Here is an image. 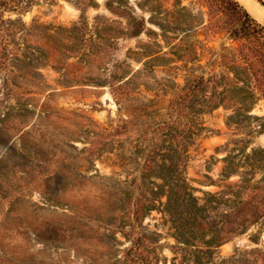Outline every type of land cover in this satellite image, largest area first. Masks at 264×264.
<instances>
[{"label": "rangeland", "instance_id": "1", "mask_svg": "<svg viewBox=\"0 0 264 264\" xmlns=\"http://www.w3.org/2000/svg\"><path fill=\"white\" fill-rule=\"evenodd\" d=\"M94 1L84 34L58 30L76 0L2 15L37 25L0 33V264H264V100L237 113L206 82L233 78L235 44L204 35L194 0H129L137 37ZM145 2L184 12L163 33Z\"/></svg>", "mask_w": 264, "mask_h": 264}, {"label": "trees", "instance_id": "2", "mask_svg": "<svg viewBox=\"0 0 264 264\" xmlns=\"http://www.w3.org/2000/svg\"><path fill=\"white\" fill-rule=\"evenodd\" d=\"M181 1L173 0L174 6H177V3ZM259 1L264 4V0ZM194 2L200 9L203 7L207 8V12H201L203 16L205 15L207 17L201 21L204 35L208 38L220 36L231 44H235V47L231 46L228 48L224 43H221L220 53L218 55L220 62H222L226 71L229 70V66L227 65H232L234 76L230 78L225 71L221 72L222 74L219 78L210 76L206 82L212 84V96L217 94V98L224 101L222 103H226L228 107L238 105L235 110L237 113L248 107L247 103L248 100L250 101L249 98L256 93L264 100V51L260 48V46H264V26L258 23L237 0H194ZM156 3L158 6L160 5L159 2ZM76 4L81 12L80 23L68 29L58 28V30L68 32L71 35L75 33L84 34V27H86L83 23L84 12L87 8L94 7L96 3L94 0H76ZM31 5L32 0H0V33L6 31L11 34H21L23 37H26L27 35H24L25 33L33 32L37 24L34 23L31 27H26L20 19H3L2 16L6 12L21 15L28 11ZM105 5L113 12L128 15L129 19L133 22L130 23L128 32L130 37L140 36L146 30L145 18L141 16L139 20H136L131 14L132 7L129 0H118V2L108 0ZM140 6L148 10L151 9V6L147 2L142 5L139 4ZM158 6H153L155 11L149 10L151 14L147 21H154L161 32L166 33L169 22H165V16L168 14H180L184 12V8L168 12L167 8L164 7L163 11L165 15L159 17L161 12L157 10ZM183 14L188 15L186 13ZM190 18L191 16L189 15L187 19L189 20ZM54 33L57 34V32ZM96 41H100V38H97ZM54 43L57 44L56 42ZM71 43L62 41L58 45L70 49H76L78 47L76 46L77 44L70 46ZM213 62L211 59L210 63ZM203 82V75L194 77L189 85L190 93L194 94L199 91L200 85ZM219 105L221 104H215L211 109ZM261 217L262 214L257 218Z\"/></svg>", "mask_w": 264, "mask_h": 264}, {"label": "bare ground", "instance_id": "3", "mask_svg": "<svg viewBox=\"0 0 264 264\" xmlns=\"http://www.w3.org/2000/svg\"><path fill=\"white\" fill-rule=\"evenodd\" d=\"M247 12L259 23L264 24V7L256 0H237ZM245 239L242 240L243 243Z\"/></svg>", "mask_w": 264, "mask_h": 264}]
</instances>
